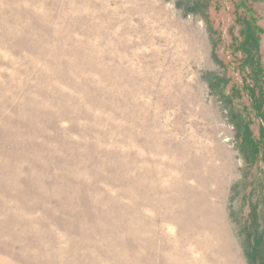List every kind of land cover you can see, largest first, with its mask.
I'll list each match as a JSON object with an SVG mask.
<instances>
[{
    "label": "rangeland",
    "instance_id": "1",
    "mask_svg": "<svg viewBox=\"0 0 264 264\" xmlns=\"http://www.w3.org/2000/svg\"><path fill=\"white\" fill-rule=\"evenodd\" d=\"M0 264H264V0H0Z\"/></svg>",
    "mask_w": 264,
    "mask_h": 264
},
{
    "label": "bare ground",
    "instance_id": "2",
    "mask_svg": "<svg viewBox=\"0 0 264 264\" xmlns=\"http://www.w3.org/2000/svg\"><path fill=\"white\" fill-rule=\"evenodd\" d=\"M193 197V196H192ZM179 201V200H178ZM202 206V205H201ZM198 207V206H197ZM195 210V209H194ZM207 219V218H206ZM214 222V221H213ZM203 225V224H202ZM210 225V224H209ZM219 232V231H218Z\"/></svg>",
    "mask_w": 264,
    "mask_h": 264
}]
</instances>
